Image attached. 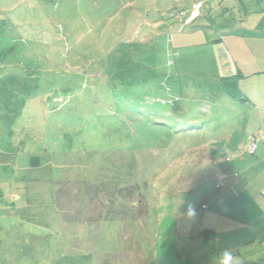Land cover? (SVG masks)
I'll return each instance as SVG.
<instances>
[{
	"label": "rangeland",
	"instance_id": "374dc122",
	"mask_svg": "<svg viewBox=\"0 0 264 264\" xmlns=\"http://www.w3.org/2000/svg\"><path fill=\"white\" fill-rule=\"evenodd\" d=\"M238 2L0 0V264H256L264 39L241 83L211 47Z\"/></svg>",
	"mask_w": 264,
	"mask_h": 264
},
{
	"label": "crops",
	"instance_id": "0c3cea01",
	"mask_svg": "<svg viewBox=\"0 0 264 264\" xmlns=\"http://www.w3.org/2000/svg\"><path fill=\"white\" fill-rule=\"evenodd\" d=\"M242 5L243 8V14L238 13V16L234 14L233 12H230L229 15H227L225 20V27L222 35L219 37V39H215V37H212L213 43H211V47L216 51H222L225 56H231V60L229 62V65L231 66V74H228L227 77L237 76L240 81V83L244 80H247L249 76L244 75V70L246 69V66L243 64H238L237 61L234 59V53H238V49L234 44V39H243L248 41L249 39H264V0H237ZM238 9H240L238 7ZM243 15L245 18L243 19ZM254 19L250 21V19ZM251 24V27L250 25ZM215 34H217L219 31L212 30ZM231 37V38H230ZM227 38V39H226ZM230 39V40H229ZM180 46V45H179ZM178 48H181V46ZM229 53L228 55L226 54ZM243 53L241 55H237V57L242 58ZM237 60V59H236ZM255 68V69H254ZM253 75L255 74H264V69L261 67H252ZM251 94L255 96V93ZM248 98L247 96H244V98ZM249 99V98H248ZM254 100V101H253ZM248 101V105L251 104V110L255 111L256 115L258 116L259 124L257 126V133L258 136L261 138V146L262 148H256V150H260V154H263L264 157V101H255V99ZM249 114L247 115V119H249ZM261 161V160H260ZM259 162V161H258ZM263 165V164H262ZM263 179L258 180L260 183V187L257 188L256 194L254 196H257V198L260 200H257L256 203L258 204L257 208V215L256 218L253 220H257V230L258 234L253 238L247 240L248 243H252L254 240H258L259 243H264V175L262 177ZM246 185H248L246 183ZM254 191V189H253ZM241 194H244L241 192ZM238 196V195H237ZM259 209V212H258ZM229 226V225H228ZM226 226V227H228ZM252 226V220L249 217L248 220H244V227L245 229H248ZM244 230V229H243ZM259 233H261L262 239L259 240L256 238ZM256 264H264V251L261 253V256L257 258Z\"/></svg>",
	"mask_w": 264,
	"mask_h": 264
},
{
	"label": "trees",
	"instance_id": "16d2710c",
	"mask_svg": "<svg viewBox=\"0 0 264 264\" xmlns=\"http://www.w3.org/2000/svg\"><path fill=\"white\" fill-rule=\"evenodd\" d=\"M200 8V7H199ZM197 9H196V7H195V10L194 11H196ZM197 14V13H196ZM172 42H173V40H172ZM171 43V42H170ZM232 77H234V76H232ZM232 77H224V78H232ZM232 96V95H231ZM244 100L247 102V104H248V101H249V99L248 98H244ZM245 101H243L244 103H245ZM166 126H168V128H173L172 126H170V125H166ZM199 126V125H198ZM182 128H186V130L188 129V130H194V129H197L196 128V126H192V125H187V126H184V127H182ZM185 130V129H184ZM250 140H251V142H253V144H254V142L256 141V139H255V136H253V135H251V137H250ZM251 146H252V144H251ZM252 148V147H251ZM252 152V154L254 153L253 151H251ZM39 160H38V158H33V159H31V165L33 166V167H40V165H39ZM121 190H124V188H121ZM135 193V192H134ZM141 200H142V202H143V212H142V216H144L145 217V215H146V206H145V202H144V200L141 198ZM141 216V215H140ZM59 235H60V233H58ZM202 237H203V241L204 242H207V241H210V240H213L214 239V237H215V232L213 231V230H203L202 231ZM84 257V256H83ZM87 259H88V257H92V255L91 254H88V255H86L85 256ZM99 258H100V256H98L97 257V262H99ZM65 262L68 260V261H72V256L71 255H66V257H65ZM101 261V260H100ZM63 262V261H62ZM97 262H96V264H97ZM55 263V262H54ZM57 264V263H56ZM67 264H69V263H67Z\"/></svg>",
	"mask_w": 264,
	"mask_h": 264
},
{
	"label": "clouds",
	"instance_id": "9594fccd",
	"mask_svg": "<svg viewBox=\"0 0 264 264\" xmlns=\"http://www.w3.org/2000/svg\"><path fill=\"white\" fill-rule=\"evenodd\" d=\"M194 210L188 211V216H194ZM209 264H241L240 258L235 255L233 248H223L210 257Z\"/></svg>",
	"mask_w": 264,
	"mask_h": 264
},
{
	"label": "built area",
	"instance_id": "2783aa9c",
	"mask_svg": "<svg viewBox=\"0 0 264 264\" xmlns=\"http://www.w3.org/2000/svg\"><path fill=\"white\" fill-rule=\"evenodd\" d=\"M252 148H254V144H253V142H252V146H251ZM253 150V149H252Z\"/></svg>",
	"mask_w": 264,
	"mask_h": 264
}]
</instances>
